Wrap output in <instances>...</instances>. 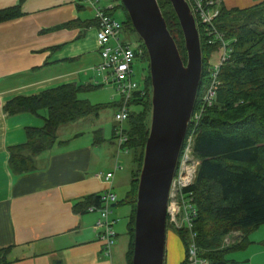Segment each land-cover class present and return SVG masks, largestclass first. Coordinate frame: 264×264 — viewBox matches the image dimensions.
<instances>
[{"label": "crops", "instance_id": "1", "mask_svg": "<svg viewBox=\"0 0 264 264\" xmlns=\"http://www.w3.org/2000/svg\"><path fill=\"white\" fill-rule=\"evenodd\" d=\"M244 1L249 6L255 3L222 0V5L235 8L234 4ZM109 2V7L114 5ZM19 3L0 0V9ZM87 5L85 0H25L21 17L0 23V247L9 248L11 264H128L129 235L118 230L112 256H106L94 230L99 214L74 210L77 202L109 188L106 180L95 175L112 169L117 151L114 113L120 98L110 94L116 86L105 83L107 72L99 69L97 24L94 10ZM70 83L106 92L105 101L93 103L84 98L93 104H109L112 117L103 114L104 108L61 125L57 143L34 157V169L17 172L10 164L11 149L27 141L28 128L43 126L46 115L9 114L4 104L15 96H31ZM129 161L130 153L122 156L123 168L112 184L118 200L130 184L125 168ZM240 235L232 233L226 242ZM262 240V236L254 238L245 263L262 264L254 263L257 256L264 260V246L256 244ZM185 256L173 238L171 264H184Z\"/></svg>", "mask_w": 264, "mask_h": 264}, {"label": "trees", "instance_id": "2", "mask_svg": "<svg viewBox=\"0 0 264 264\" xmlns=\"http://www.w3.org/2000/svg\"><path fill=\"white\" fill-rule=\"evenodd\" d=\"M24 1L0 9V23L21 17ZM111 1L114 5L104 9L110 15H114L117 9L123 11V34L136 32L121 0ZM254 1L253 5L246 8L228 9L222 5L221 0L216 26L229 41L231 53L220 67L219 85L213 105L207 106L195 126L189 125L187 131L188 135L195 130L194 151L199 159L195 183L186 189L193 192L198 211L194 229L198 234L199 255L216 263L226 262L229 252L245 249L250 244V233L264 224V0ZM158 3L186 62L184 35L173 5L170 0H158ZM196 21L203 69L193 111L200 107L205 90L211 83L212 53L221 48L220 41H208L212 36L207 34L206 26L198 17ZM136 55L149 62L141 38ZM93 87L70 83L31 96H15L4 104V110L9 114L29 112L41 116L42 110L48 111V115L43 116V126L28 128L27 141L11 149L10 164L14 170L19 173L33 170L34 157L57 143L61 125L76 122L109 106L79 98L81 92H87ZM131 107L126 122L128 141L125 144L130 150L132 164L130 189L117 202V205L131 206L127 221V234L130 237L128 264H132L137 191L150 133V72L145 77L142 90L134 92ZM92 204H101L100 194L90 195L77 202L74 210L86 212ZM236 232L241 235L234 242L227 243L226 238ZM178 233L187 246V254L185 231L179 230ZM8 251L9 248L0 247V264H11L7 258Z\"/></svg>", "mask_w": 264, "mask_h": 264}, {"label": "water", "instance_id": "3", "mask_svg": "<svg viewBox=\"0 0 264 264\" xmlns=\"http://www.w3.org/2000/svg\"><path fill=\"white\" fill-rule=\"evenodd\" d=\"M170 1L182 27L186 62L158 0H121L147 49L152 83V115L137 191L132 264H165L170 187L201 85L203 56L196 18L187 0Z\"/></svg>", "mask_w": 264, "mask_h": 264}, {"label": "built area", "instance_id": "4", "mask_svg": "<svg viewBox=\"0 0 264 264\" xmlns=\"http://www.w3.org/2000/svg\"><path fill=\"white\" fill-rule=\"evenodd\" d=\"M192 12L206 26L205 30L210 37V43L220 41L224 49L222 58L211 70V83L207 86L200 107L193 111L189 125L195 126L201 112L212 106L216 97L219 85L218 74L221 65L229 58L231 47L226 40L224 33L216 26L220 15L221 0H187ZM85 3L92 7L97 20V41L101 55L99 69L106 71V83H113L120 95V102L115 113L114 135L116 140L115 162L111 170L99 172L95 176L103 178L110 184L109 188L100 194V205H90L89 212H97L99 217L94 225L99 242L102 244L103 253L111 257L113 247L118 238L116 225L120 221L115 217V207L118 195L113 191V181L117 171L123 168L122 156L129 154L130 150L125 146L128 141L126 134V122L130 116L132 107L131 99L134 92L142 90L141 85L134 80L133 65L136 55V48L121 37L122 22L113 15L107 13L104 7L99 6V0H85ZM112 7V6H111ZM142 53V50L139 51ZM195 130L189 133L184 141L180 154L176 173L171 183L168 201V222L176 229L186 232L188 253L186 264H210L209 260L200 257L197 245L198 234L194 229V219L198 215L194 194L186 190L194 184L199 166V159L194 151Z\"/></svg>", "mask_w": 264, "mask_h": 264}, {"label": "rangeland", "instance_id": "5", "mask_svg": "<svg viewBox=\"0 0 264 264\" xmlns=\"http://www.w3.org/2000/svg\"><path fill=\"white\" fill-rule=\"evenodd\" d=\"M251 2H252V0H251ZM109 4H110L109 0H99V3H98L99 6H102L104 8L109 7L108 6ZM233 6L234 7H248L249 3L244 1V2H239L237 4H234ZM228 9H231V8H228ZM113 16L120 20L123 18V11L120 9H117V11L114 12ZM195 18H197V15H195ZM121 37L125 41L129 42L135 48L137 47V45L140 41V36L138 35L137 32H134V31L128 32L127 35L123 34V32H122ZM227 42L229 43V41H227ZM223 52H224V49L221 47L220 49H217L215 52L212 53V57L210 60V64H211L212 68L220 62L222 55H223ZM133 69H134V74H133L134 80H136L141 85V87H143L145 85V77L150 72L149 71V62H146L145 60H143L141 57L138 56L135 59ZM110 84L113 85V83H110ZM113 88H112V90H110V94L115 93L117 98L118 97L120 98V95L118 93L117 88L114 86H113ZM106 96H108V94L106 92H102V91L98 92V91H91V90L80 94L81 98L85 99L84 97H88L89 99H91L93 101V103H94V101H105L102 99H105L104 97H106ZM134 109H135V107H134ZM41 113L48 115V111L46 109L42 110ZM113 113H114V110L110 106H108L107 108H105L103 110V114L105 116H107L109 119L112 117ZM151 115H152V113H151ZM112 121H113V118H112ZM114 143L116 144V140H114ZM125 168H126V172L129 173L130 182H131V171H132L131 161H129L127 164H125ZM196 177H197V175H196ZM195 180H196V178H195ZM129 189H130V184L128 185L127 189L124 186V188L122 189V197L120 199L124 198L127 195V192L129 191ZM115 210H116L117 217L120 219V223H118V225L116 226V230H117V232H118V230H121V233L127 234V221H128V216L131 213V206L129 204L128 205L120 204L117 207H115ZM255 234H259L260 236L264 237V224H262L257 230L250 233V235H249L250 244L247 246L248 248L246 247L243 250H237V251L229 252L226 255V258H227L226 262L216 263L213 261H209V263L210 264H250L251 261H248L245 263L243 260L247 257L246 252L249 249V246L251 247V246H253V244H255V243H253L254 238L260 239V236L255 235ZM185 235H186V232H185ZM173 238H176L178 240V243H179L184 255H185V252L187 250V246L184 243L182 237L179 235L178 231L176 229H174V227L169 222V228L167 230L165 264H171L172 263L171 248H172V244H173ZM256 244H258V245L260 244V246L261 245L264 246V240H262L261 242L256 243ZM248 255H251V254H248ZM186 257H187V254L185 256V260H186ZM257 262H260L263 264L264 263L263 256H257V258H255V260H254V263H257ZM177 264H181V263L178 262Z\"/></svg>", "mask_w": 264, "mask_h": 264}, {"label": "bare ground", "instance_id": "6", "mask_svg": "<svg viewBox=\"0 0 264 264\" xmlns=\"http://www.w3.org/2000/svg\"><path fill=\"white\" fill-rule=\"evenodd\" d=\"M104 81H105V83H106V77L104 78ZM115 113H116V111H115ZM115 113H114V117H115Z\"/></svg>", "mask_w": 264, "mask_h": 264}]
</instances>
